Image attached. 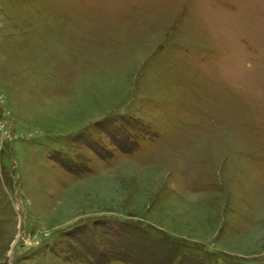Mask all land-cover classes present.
Listing matches in <instances>:
<instances>
[{"label": "rangeland", "instance_id": "374dc122", "mask_svg": "<svg viewBox=\"0 0 264 264\" xmlns=\"http://www.w3.org/2000/svg\"><path fill=\"white\" fill-rule=\"evenodd\" d=\"M0 264H264V0H0Z\"/></svg>", "mask_w": 264, "mask_h": 264}]
</instances>
